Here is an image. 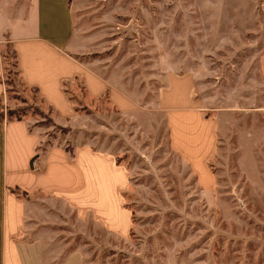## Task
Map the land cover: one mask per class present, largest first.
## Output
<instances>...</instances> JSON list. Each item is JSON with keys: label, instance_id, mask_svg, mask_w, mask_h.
Listing matches in <instances>:
<instances>
[{"label": "rangeland", "instance_id": "obj_1", "mask_svg": "<svg viewBox=\"0 0 264 264\" xmlns=\"http://www.w3.org/2000/svg\"><path fill=\"white\" fill-rule=\"evenodd\" d=\"M68 2L76 58L144 100L154 97L164 73L193 67L199 72L196 96L219 126L217 146L207 160L214 185L202 189L187 162L169 146L162 113L121 112L107 96H86L80 79H73L63 88L74 106L87 109L79 112L84 117L68 131L47 125L40 111L53 114L33 89L21 84L12 49L3 47L4 80L13 88L0 100V115L22 110L29 125L42 130L39 154L50 145L73 152L89 143L127 173L119 189L128 214L126 230L109 231L90 214L82 221L71 217L72 231L82 232L76 240L89 244V262L264 264V115L253 111L255 89L243 64L264 44L261 2Z\"/></svg>", "mask_w": 264, "mask_h": 264}, {"label": "crops", "instance_id": "obj_2", "mask_svg": "<svg viewBox=\"0 0 264 264\" xmlns=\"http://www.w3.org/2000/svg\"><path fill=\"white\" fill-rule=\"evenodd\" d=\"M262 17L259 31H264ZM247 28L252 30V25ZM74 35L68 0H0V100L6 95L1 52L10 45L16 52L21 81L36 89L52 108L54 123L75 127L78 118L84 117L74 110L63 88V83L78 77L86 96L99 99L107 94L121 112L162 113L169 146L187 162L202 189L212 188L214 176L207 160L217 146L219 126L216 117L206 115L203 100L196 96L199 72L192 67L164 73L154 97L144 100L114 77L76 58ZM254 52L252 60L247 57L243 64L249 69L246 80L255 89L253 111L264 115V44ZM41 131L25 118H4L0 123V264H95L88 260L86 240H76V233L82 232L72 231L71 217L82 221L90 214L94 222L102 224L103 220L109 231L126 230L128 214L119 189L127 173L108 153L89 143L77 145L73 152L50 145L39 154ZM35 155L37 170L31 168ZM17 187L27 198L13 192ZM38 192L42 197L32 198ZM104 264L111 263L106 259Z\"/></svg>", "mask_w": 264, "mask_h": 264}, {"label": "trees", "instance_id": "obj_3", "mask_svg": "<svg viewBox=\"0 0 264 264\" xmlns=\"http://www.w3.org/2000/svg\"><path fill=\"white\" fill-rule=\"evenodd\" d=\"M7 46H9V47H11L10 45H7ZM11 49H12V52H13V56H14V67H15V74L16 75H18V77H19V80H20V82H21V84H23V82L21 81V79H20V73H19V69H18V64H17V56H16V52L14 51V49L11 47ZM5 56L3 55V52H1V61H2V64H3V58H4ZM3 69H4V67H3ZM4 76V75H3ZM75 79H78V77H75ZM2 82H3V84L5 85V93L7 94V93H9V92H11V89L13 88L11 85H10V83L11 82H5V80H4V78H2ZM64 84V83H63ZM8 85V88L6 87ZM11 86V88H9L10 86ZM24 85V84H23ZM25 86V85H24ZM26 87V86H25ZM28 88V87H27ZM32 89V88H31ZM35 92L37 91L36 89H33ZM66 92V91H65ZM84 92H85V90H84ZM103 96H107V94H105V95H103ZM102 96V97H103ZM17 98V97H16ZM108 98V97H107ZM2 100V99H1ZM71 100V99H70ZM72 101V100H71ZM48 108H49V112L50 113H52V108L50 107V106H48ZM74 110L76 111V112H82V111H86L87 109L85 108V107H82V108H78V107H76V106H74ZM40 115L45 119V121H46V124L47 125H54V126H57V127H59L60 129H62L63 131H68L69 130V128H67V127H63V126H60V125H55V123L53 122V120H52V118L49 116H47V115H45V114H43L41 111H40ZM24 118V113H23V111L21 110H15V109H8L7 110V113H6V119L7 120H13V119H17V120H21V119H23ZM3 120H4V116H3V114H1L0 115V123H2L3 122ZM40 149V147L38 146V150ZM13 192H15L19 197H23V198H27V193L25 192V191H21L18 187H17V190H13Z\"/></svg>", "mask_w": 264, "mask_h": 264}, {"label": "built area", "instance_id": "obj_4", "mask_svg": "<svg viewBox=\"0 0 264 264\" xmlns=\"http://www.w3.org/2000/svg\"><path fill=\"white\" fill-rule=\"evenodd\" d=\"M4 78V76H3ZM31 168L33 170H37L39 169V163H38V157H34L32 160H31Z\"/></svg>", "mask_w": 264, "mask_h": 264}]
</instances>
